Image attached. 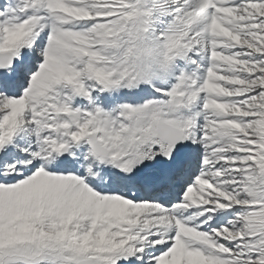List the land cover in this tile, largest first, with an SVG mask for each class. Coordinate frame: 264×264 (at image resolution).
Segmentation results:
<instances>
[{"label": "snow or ice", "instance_id": "obj_1", "mask_svg": "<svg viewBox=\"0 0 264 264\" xmlns=\"http://www.w3.org/2000/svg\"><path fill=\"white\" fill-rule=\"evenodd\" d=\"M0 264H264V0H0Z\"/></svg>", "mask_w": 264, "mask_h": 264}]
</instances>
